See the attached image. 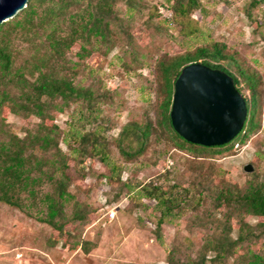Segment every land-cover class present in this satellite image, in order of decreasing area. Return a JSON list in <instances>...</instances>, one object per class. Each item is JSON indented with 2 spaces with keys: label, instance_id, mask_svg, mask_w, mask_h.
<instances>
[{
  "label": "trees",
  "instance_id": "trees-1",
  "mask_svg": "<svg viewBox=\"0 0 264 264\" xmlns=\"http://www.w3.org/2000/svg\"><path fill=\"white\" fill-rule=\"evenodd\" d=\"M148 1L28 0L25 9L0 25V203L51 227L55 240H69L92 219L93 210L70 193V172L78 174L60 154L58 131L51 124L55 115L76 107L67 124L69 160L81 167L87 161L102 164L114 201L127 196L134 207L148 211L158 241L163 225L171 220L187 219L200 229L203 242L196 257L183 258L182 245L175 244L167 264H264V255L249 248L254 241L264 246V161L252 164V172L241 182L216 164L258 131L264 104L261 75L192 18L201 10L199 0H166L150 7ZM242 13L259 34L264 0H246ZM170 29L177 30L184 48L153 60L149 69L154 103L141 120L128 121L116 137L110 136L113 125L102 105L112 98L94 85L108 55L120 47L122 55L129 54L132 64L141 68L138 57L143 55L135 50L139 39L156 48L162 36L175 40L167 35ZM190 64L230 77L245 102L243 128L226 145L187 143L171 126L174 83ZM81 77L93 84L84 86ZM11 114L39 122L19 137L5 123ZM167 160L170 167H165ZM131 166L163 170L143 184H133L121 180ZM247 217L256 224H248Z\"/></svg>",
  "mask_w": 264,
  "mask_h": 264
},
{
  "label": "rangeland",
  "instance_id": "rangeland-1",
  "mask_svg": "<svg viewBox=\"0 0 264 264\" xmlns=\"http://www.w3.org/2000/svg\"><path fill=\"white\" fill-rule=\"evenodd\" d=\"M165 2L149 0L147 5L150 7ZM199 2L201 10L192 18L202 24L204 30H211L214 39L237 51L256 67L264 92V27L259 29V34H255L253 26L248 24L242 13L246 0ZM262 23L264 25V21ZM167 35L175 40L162 36L156 42V48L148 46L147 39L137 41L135 50L143 55L138 57L141 68L132 64L129 54L122 55L120 47L114 48L108 55L94 85L110 92L112 98L102 105L104 115L113 125L110 136L116 137L128 121L141 120L148 106L154 103V92L150 89L154 78L149 69L153 60L163 52L178 53L184 48L177 30L170 29ZM130 68L133 71H128ZM80 79L84 86L93 84L89 78ZM75 108L55 115L51 124L58 131L60 154L67 157L69 166L74 167L78 174L73 176L70 172L73 177L70 193L75 195L79 204L93 210L92 219L86 225H80L69 240H55L51 227L0 203V264H167L168 252L175 244L182 245L183 258H195L203 242L200 229L193 227L187 219L171 220L163 225L158 241L154 236L153 218L148 217V211L144 213L134 207L127 196L114 201V193H109V185L103 178L108 173L102 164L87 161L81 167L69 160L67 124ZM149 114L152 115L151 110ZM38 122L33 116L22 118L12 114L5 121L9 131L19 137H23L27 130H33ZM234 151L233 155L217 160L216 164L234 181L241 182L247 175L244 166L252 167L255 162L260 164L264 161V104L258 131L244 146ZM112 158L118 161L116 154ZM166 165L170 167L172 163L167 160ZM126 170L121 180L143 184L163 169L158 166L140 170L131 166ZM72 202L74 200L68 204L69 208H72ZM245 221L251 226L256 224L253 217H247ZM249 248L264 255L261 241H254ZM228 263L232 264V261Z\"/></svg>",
  "mask_w": 264,
  "mask_h": 264
},
{
  "label": "water",
  "instance_id": "water-1",
  "mask_svg": "<svg viewBox=\"0 0 264 264\" xmlns=\"http://www.w3.org/2000/svg\"><path fill=\"white\" fill-rule=\"evenodd\" d=\"M28 0H0V25L26 8ZM169 119L185 142L218 147L231 142L242 130L246 105L227 75L200 64L181 70L173 87ZM249 174L252 167L246 165Z\"/></svg>",
  "mask_w": 264,
  "mask_h": 264
},
{
  "label": "built area",
  "instance_id": "built-area-1",
  "mask_svg": "<svg viewBox=\"0 0 264 264\" xmlns=\"http://www.w3.org/2000/svg\"><path fill=\"white\" fill-rule=\"evenodd\" d=\"M164 17L170 19V15H166V14H164Z\"/></svg>",
  "mask_w": 264,
  "mask_h": 264
}]
</instances>
